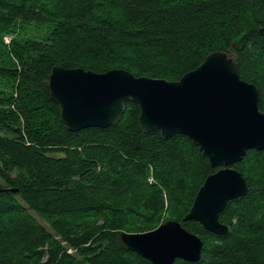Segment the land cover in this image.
Masks as SVG:
<instances>
[{"label": "trees", "instance_id": "trees-1", "mask_svg": "<svg viewBox=\"0 0 264 264\" xmlns=\"http://www.w3.org/2000/svg\"><path fill=\"white\" fill-rule=\"evenodd\" d=\"M27 24L47 34L2 43ZM262 26L264 0H0V188L18 189L0 192V264H152L119 234L169 219L203 243L197 261L172 264H264V149L233 164L248 191L219 214L218 235L182 221L220 168L187 136L143 131L131 100L114 126L69 131L48 88L54 65L174 81L223 50L264 110Z\"/></svg>", "mask_w": 264, "mask_h": 264}, {"label": "water", "instance_id": "water-1", "mask_svg": "<svg viewBox=\"0 0 264 264\" xmlns=\"http://www.w3.org/2000/svg\"><path fill=\"white\" fill-rule=\"evenodd\" d=\"M259 32L264 37V26ZM48 88L69 131L114 126L124 112L125 101L131 100L139 106L137 122L143 131L157 130L164 139L187 136L212 167L220 168L206 176L182 221H197L218 235L227 232L219 214L228 201L248 191L233 164L249 149H264L259 91L254 83L240 78L238 64L229 52H210L174 81L137 77L122 68L97 73L54 65ZM17 191L0 188V192ZM119 238L128 250L152 264H172L177 258L195 262L203 245L198 235L173 219L145 232L121 231Z\"/></svg>", "mask_w": 264, "mask_h": 264}, {"label": "rangeland", "instance_id": "rangeland-1", "mask_svg": "<svg viewBox=\"0 0 264 264\" xmlns=\"http://www.w3.org/2000/svg\"><path fill=\"white\" fill-rule=\"evenodd\" d=\"M47 30H48V28L46 26H41V25L39 27H35L33 24L21 25V27L18 29L17 32H5L2 35V43L6 47H9V44L11 43L12 39H14L17 36H25V37L30 36V37L43 39L45 37V35L47 34ZM4 37H7L9 39V41L5 42ZM16 64H17V68L19 69L20 66L18 65L17 62H16ZM49 230L54 234L55 238L60 240L58 235H55V233L51 229H49ZM61 244H65V242L61 241ZM72 251L73 250L71 248H68V250H67V252H69V253H72ZM45 258H46V256H45Z\"/></svg>", "mask_w": 264, "mask_h": 264}, {"label": "built area", "instance_id": "built-area-1", "mask_svg": "<svg viewBox=\"0 0 264 264\" xmlns=\"http://www.w3.org/2000/svg\"><path fill=\"white\" fill-rule=\"evenodd\" d=\"M4 41H5V42H8L9 39H8L7 37H4Z\"/></svg>", "mask_w": 264, "mask_h": 264}]
</instances>
